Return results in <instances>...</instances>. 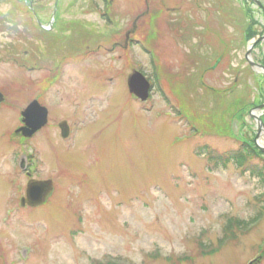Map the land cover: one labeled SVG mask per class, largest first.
I'll use <instances>...</instances> for the list:
<instances>
[{"label": "rangeland", "instance_id": "rangeland-1", "mask_svg": "<svg viewBox=\"0 0 264 264\" xmlns=\"http://www.w3.org/2000/svg\"><path fill=\"white\" fill-rule=\"evenodd\" d=\"M263 10L0 0V264H264V181L250 174L264 164L252 117L264 74L246 60ZM133 70L153 85L143 104L127 88ZM32 100L50 118L26 141L15 130ZM62 121L76 128L66 141ZM30 149L31 178L53 192L21 209Z\"/></svg>", "mask_w": 264, "mask_h": 264}, {"label": "water", "instance_id": "water-1", "mask_svg": "<svg viewBox=\"0 0 264 264\" xmlns=\"http://www.w3.org/2000/svg\"><path fill=\"white\" fill-rule=\"evenodd\" d=\"M264 36L258 38L248 49L246 54V59L251 67L260 68L264 72V67L253 63L249 56L251 49L257 43L263 42ZM127 87L129 92L137 97L140 101L144 102L148 99L149 93V83L144 79V77L138 73L133 72L127 81ZM2 102V95L0 94V103ZM257 110H263L264 105H261L256 108ZM23 123L24 127L19 129L17 133H22L25 138L31 137L36 131H38L41 127H43L47 122V111L45 108L40 107V105L34 101L32 102L23 112ZM253 119L257 122L258 133L263 129V125L257 116H252ZM61 135L63 138L68 136L66 128L64 124L60 126ZM258 146V145H257ZM260 151L264 154V148L258 146ZM21 167L24 168V159L21 161ZM52 192V182H38V181H30L25 190V196L21 199L20 204L21 207L29 206V207H37L45 202L48 196Z\"/></svg>", "mask_w": 264, "mask_h": 264}, {"label": "flooded vegetation", "instance_id": "flooded-vegetation-1", "mask_svg": "<svg viewBox=\"0 0 264 264\" xmlns=\"http://www.w3.org/2000/svg\"><path fill=\"white\" fill-rule=\"evenodd\" d=\"M138 18V17H137ZM136 21H137V19H136ZM135 23V22H134ZM133 23V24H134ZM131 33H132V31H127L126 32V34H125V36H124V45H123V48L125 49V50H127V49H129V48H131L132 46H130V42H131V40H130V35H131ZM114 44V46H116L117 45V42H114L113 43ZM36 101H38V100H36ZM42 106H44V105H42ZM45 107V106H44ZM49 118H50V115H49V109H48V122H47V124L43 127V128H45L47 125H48V123H49ZM59 126V124L57 125V127ZM68 126H69V131H70V134L69 135H71L72 133H73V127H71L69 124H68ZM43 128H41L39 131H37L32 137H31V139L32 138H34ZM70 137V136H69ZM68 137V138H69ZM67 138V139H68ZM66 139V140H67ZM65 140V141H66ZM33 160H34V158H31L30 156H28V159L26 158V159H24V165H25V168H24V175L26 176V177H28L30 180L31 179H33V178H31L32 177V175H33V173H34V169L32 168V162H33ZM35 161V160H34ZM19 164H21V162L19 163ZM34 180H39V181H43V180H40V179H34Z\"/></svg>", "mask_w": 264, "mask_h": 264}, {"label": "trees", "instance_id": "trees-1", "mask_svg": "<svg viewBox=\"0 0 264 264\" xmlns=\"http://www.w3.org/2000/svg\"><path fill=\"white\" fill-rule=\"evenodd\" d=\"M254 36H255V35H254V34L251 35V32H250V33H248L247 38L250 39V38H252V37H254ZM250 174H251V176H253V177L260 178L261 181H264V164L261 166L260 169L253 168V169L251 170V173H250ZM237 224H240V223L237 222Z\"/></svg>", "mask_w": 264, "mask_h": 264}, {"label": "bare ground", "instance_id": "bare-ground-1", "mask_svg": "<svg viewBox=\"0 0 264 264\" xmlns=\"http://www.w3.org/2000/svg\"><path fill=\"white\" fill-rule=\"evenodd\" d=\"M257 70H259V69H257ZM256 112H254L252 115H254ZM261 145V144H260ZM261 147H263V146H261Z\"/></svg>", "mask_w": 264, "mask_h": 264}]
</instances>
